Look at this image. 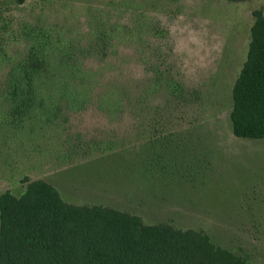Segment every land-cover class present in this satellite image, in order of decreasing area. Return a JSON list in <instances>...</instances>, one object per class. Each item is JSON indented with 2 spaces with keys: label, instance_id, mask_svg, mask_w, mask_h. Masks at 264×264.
<instances>
[{
  "label": "rangeland",
  "instance_id": "374dc122",
  "mask_svg": "<svg viewBox=\"0 0 264 264\" xmlns=\"http://www.w3.org/2000/svg\"><path fill=\"white\" fill-rule=\"evenodd\" d=\"M256 10L264 0H0V80L6 56L19 59L37 32L52 56L81 49L76 58L98 83L83 107L1 126L0 194L20 197L43 180L66 203L204 231L264 264V140L235 137L229 119ZM111 82L132 92L116 115L97 104Z\"/></svg>",
  "mask_w": 264,
  "mask_h": 264
},
{
  "label": "trees",
  "instance_id": "16d2710c",
  "mask_svg": "<svg viewBox=\"0 0 264 264\" xmlns=\"http://www.w3.org/2000/svg\"><path fill=\"white\" fill-rule=\"evenodd\" d=\"M253 17L247 59L232 89L229 119L235 137L264 140L263 10L254 11ZM27 40L33 43L19 59L6 56L7 73L0 80V128L50 120L49 113L59 115L65 106L83 107L91 102L93 86L98 84L76 58L75 50L81 49L59 48L60 54L52 56L55 47L45 33L28 32ZM116 83H103L97 100L99 108L114 115L132 104L128 82ZM176 88L164 86L167 94L180 99L184 94ZM148 92L141 91L138 104ZM0 264L252 263L216 245L204 231L146 224L139 216L102 205L69 204L51 184L35 180L20 197L9 190L0 194Z\"/></svg>",
  "mask_w": 264,
  "mask_h": 264
}]
</instances>
